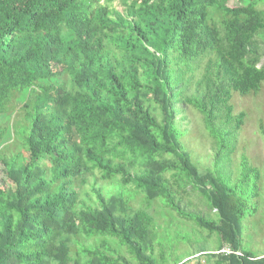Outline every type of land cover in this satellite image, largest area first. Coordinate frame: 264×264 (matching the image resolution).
Listing matches in <instances>:
<instances>
[{
    "label": "trees",
    "instance_id": "trees-1",
    "mask_svg": "<svg viewBox=\"0 0 264 264\" xmlns=\"http://www.w3.org/2000/svg\"><path fill=\"white\" fill-rule=\"evenodd\" d=\"M263 57L264 0H0V264H188L153 255L128 186L214 235L212 264H264L241 249L260 174L225 170L245 118L231 97L261 90ZM187 107L214 170L181 141ZM192 192L211 218L185 211Z\"/></svg>",
    "mask_w": 264,
    "mask_h": 264
},
{
    "label": "rangeland",
    "instance_id": "rangeland-1",
    "mask_svg": "<svg viewBox=\"0 0 264 264\" xmlns=\"http://www.w3.org/2000/svg\"><path fill=\"white\" fill-rule=\"evenodd\" d=\"M113 5L118 10L122 9L116 1ZM230 103L233 106V114L245 112V118L236 133L235 149L225 163V170H228L232 180H235L239 176L240 163L244 157L260 174L259 194L247 203V207H252L255 211L251 214L246 212L241 234V249L253 255H262L264 254V135L261 126L264 127V82L261 90L255 95L233 93ZM185 110V119L180 121L179 125L188 132L182 136L181 141L201 171L214 170L212 143L204 130L202 118L198 112L189 107ZM88 180L84 189L89 193L90 199L95 200L94 194L90 191L93 181L91 178ZM5 186H7V178L4 166L0 163V189ZM96 186H100L104 192L109 188L100 180L97 181ZM124 190L130 191L127 195L130 197L133 209H146L153 215L157 233L153 255L156 258L159 259L160 253L164 251L166 263L184 259L189 255L192 256H189L188 264H197L198 261L203 264L213 263V259L206 258L198 251H215L218 244L214 235H208L192 221L178 217L165 208L158 199L147 205L141 193L136 192L133 186H128ZM183 208L189 213L212 217L202 197L196 192L184 196Z\"/></svg>",
    "mask_w": 264,
    "mask_h": 264
},
{
    "label": "built area",
    "instance_id": "built-area-1",
    "mask_svg": "<svg viewBox=\"0 0 264 264\" xmlns=\"http://www.w3.org/2000/svg\"><path fill=\"white\" fill-rule=\"evenodd\" d=\"M220 252L229 253L230 251H229V249H227V248H222V249L220 250Z\"/></svg>",
    "mask_w": 264,
    "mask_h": 264
}]
</instances>
